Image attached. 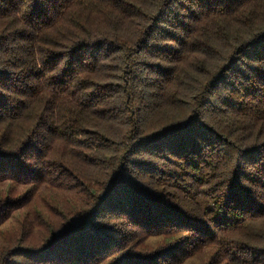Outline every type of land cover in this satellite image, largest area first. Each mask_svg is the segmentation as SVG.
I'll use <instances>...</instances> for the list:
<instances>
[{
  "label": "trees",
  "instance_id": "1",
  "mask_svg": "<svg viewBox=\"0 0 264 264\" xmlns=\"http://www.w3.org/2000/svg\"><path fill=\"white\" fill-rule=\"evenodd\" d=\"M6 180L0 264H264V0H0Z\"/></svg>",
  "mask_w": 264,
  "mask_h": 264
},
{
  "label": "rangeland",
  "instance_id": "2",
  "mask_svg": "<svg viewBox=\"0 0 264 264\" xmlns=\"http://www.w3.org/2000/svg\"><path fill=\"white\" fill-rule=\"evenodd\" d=\"M8 195H24V203L0 222V242L18 232L22 222L36 220L38 211L54 213L53 206L67 204L72 194L61 188L49 186L39 181L35 184H21L12 180L0 182V198ZM35 224V223H34ZM38 231V226L34 227ZM186 264H199V258H193Z\"/></svg>",
  "mask_w": 264,
  "mask_h": 264
}]
</instances>
